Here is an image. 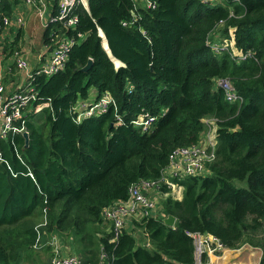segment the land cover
I'll return each instance as SVG.
<instances>
[{
	"label": "trees",
	"instance_id": "obj_1",
	"mask_svg": "<svg viewBox=\"0 0 264 264\" xmlns=\"http://www.w3.org/2000/svg\"><path fill=\"white\" fill-rule=\"evenodd\" d=\"M19 1L1 0L0 11L12 14ZM154 1L88 0V8L76 5L74 25L45 28L51 48L58 35L75 42L63 68L35 76L29 144L21 132L0 138V264H52L50 245L35 244L53 233L81 264H195L193 232L214 234L230 248L261 247L264 264V0ZM230 28L236 46L252 52L247 58L207 43L213 30L223 37ZM216 77L229 78L242 100L229 101ZM91 86L97 99L109 92L113 101L78 121L73 108ZM148 115L157 117L151 130L133 124ZM208 116L219 125L209 172L173 177L183 197L160 200L175 224L149 215L134 219L146 243L127 229L113 239L103 208L128 198L134 182L161 178L174 148L201 139ZM161 188L169 190L165 182Z\"/></svg>",
	"mask_w": 264,
	"mask_h": 264
},
{
	"label": "built area",
	"instance_id": "obj_2",
	"mask_svg": "<svg viewBox=\"0 0 264 264\" xmlns=\"http://www.w3.org/2000/svg\"><path fill=\"white\" fill-rule=\"evenodd\" d=\"M1 1V0H0ZM34 6L36 12L43 20L47 27L50 23H61L63 26L74 25L78 20L76 5L82 3L88 8V0H57L56 4H52L51 0H22ZM141 1V0H137ZM135 0V2H137ZM147 6H155L154 0H146ZM213 2L215 0H204ZM222 2V0H218ZM217 3V2H214ZM51 6V7H50ZM55 10V12H54ZM46 13L49 16L46 18ZM13 14V13H12ZM12 14L0 11V63L4 58V40L5 31L14 23L23 25L25 19L21 15L13 16ZM137 16L134 12L133 20ZM224 20L221 19L217 26L222 25ZM125 24L127 22H124ZM215 31V30H213ZM212 31L211 37L207 39V43L215 51H229L237 60L247 58L252 54L251 51H244L236 46L234 28H230L229 36H219L218 33ZM56 31L53 30L52 33ZM216 32V31H215ZM146 34V31L143 30ZM58 39L52 37L54 45L51 48L50 55L46 58V62L40 63L38 66H31L28 60L21 55L20 50H16L15 65L18 69L24 70L26 73V83L21 88L4 94V87L0 82V138H6L10 132L28 131L27 116L29 114L32 103L38 98V91L34 84L36 74L46 73L51 74L63 68L69 57V52L75 42V38L66 35H58ZM225 92V96L229 101L242 100V95L235 89L231 80L227 77H216ZM113 101L112 95L109 92H104L97 102L89 104L86 101H81L74 106L73 111L76 113L78 121L82 118L98 114L105 111L110 102ZM100 109V111H98ZM157 117L148 115L145 118L132 120L133 124L139 126L144 131H149ZM207 130L202 135L201 139L190 145H183L174 148L170 154V160L167 166L163 169L161 178L158 180L142 179L134 182L129 188V196L126 199H118L106 205L102 210V217L106 221L112 222L115 231V239L126 227L129 218L141 220L149 215H158L155 212L160 200L155 193L158 190L162 196L172 195L174 198L181 199L180 194L184 189V185L173 180V177H182L186 175H202L209 172L208 165L217 157L218 145V121L215 117H206ZM165 182L169 186V190L164 191L161 188V183ZM165 216L166 214H160ZM47 220H43L41 226H46ZM147 234V233H146ZM193 237L197 247L202 253H214L223 250L226 246L224 243L211 233L193 232ZM60 236L57 233L51 234L44 243L38 240L35 244L40 248L47 244L51 246L52 264H81V258L70 251L67 254L63 253ZM196 263V262H195ZM200 264H208V261Z\"/></svg>",
	"mask_w": 264,
	"mask_h": 264
},
{
	"label": "crops",
	"instance_id": "obj_3",
	"mask_svg": "<svg viewBox=\"0 0 264 264\" xmlns=\"http://www.w3.org/2000/svg\"><path fill=\"white\" fill-rule=\"evenodd\" d=\"M56 1L57 0H51V6L54 2V4H56ZM33 10L34 13H32L31 16L30 14L27 16L23 25L16 23L14 24L15 26L19 27L16 32L14 30L15 27L12 25L5 31V47L3 49L4 58L0 63V82L4 87V94L13 92L24 86L26 83L25 71L18 69L15 65H13V62H10L9 60L4 61L6 58H11V54H13V50L15 48L20 50L21 55L28 60L31 66H38L41 61L45 59L44 54L46 53V57L51 53L50 45L43 39V33L46 26L36 12L35 8ZM155 193L159 197V200L165 197L162 196L158 190H155ZM183 194L184 189L182 190L180 197H183ZM159 205L161 206V202ZM164 213L165 211L162 208V213L159 212L158 214ZM165 216H167V214ZM128 221L134 225L133 227L137 226L134 219L129 218L126 223V227L129 226ZM144 233L146 235L145 231ZM60 241L62 244L63 253H69V245H67L65 240L62 238H60ZM262 253L263 250L261 247L244 243L237 248L225 247L223 250H219L214 253H208L207 255L209 264H259Z\"/></svg>",
	"mask_w": 264,
	"mask_h": 264
},
{
	"label": "rangeland",
	"instance_id": "obj_4",
	"mask_svg": "<svg viewBox=\"0 0 264 264\" xmlns=\"http://www.w3.org/2000/svg\"><path fill=\"white\" fill-rule=\"evenodd\" d=\"M142 6H147V1L146 0H141L140 1ZM213 2H219L218 0H215ZM33 7V8H32ZM34 6L31 5V4H28L24 1H19L17 3H14L13 5V16H17V15H21L24 17V19L27 18V16L30 14V16L32 15V13H34ZM33 10V11H32ZM49 16L48 13H46V18ZM15 24V23H14ZM13 24V26L15 27L14 30L15 32L18 30V26H15ZM85 36H83L82 38H84ZM9 40V38H8ZM38 49V48H37ZM46 54V53H45ZM45 54H44V60H46V58L48 57V55L45 57ZM15 59H16V54H11V58H6L4 61L6 60H9L10 62H13V65H15ZM41 61V63H44L46 61ZM121 63L117 62L116 65L119 66ZM16 66V65H15ZM214 86L217 88L219 86V82L217 80H214ZM97 94H98V90L95 86H91L89 88V92H88V96L87 97H80L78 99L79 103L81 101H86L88 102L89 104H94L95 102H97ZM82 103V102H81ZM98 111H100V109H98ZM207 174V172H206ZM237 184L239 185H243L242 182L240 181H237ZM159 198V197H158ZM156 213H162V205H158L157 209L155 210ZM41 218V217H40ZM43 224V220L42 219H39L37 221V225H42ZM128 225L126 227V229L131 232L135 238H136V241L138 244H142V243H146L147 242V236L145 235L144 233V230L139 227V226H136V227H133L134 225L131 224V222L128 221ZM71 253H75V252H71ZM202 255L203 253L200 251V248L197 247V251H196V263L195 264H200L201 262H205L202 258ZM208 264H209V261H208Z\"/></svg>",
	"mask_w": 264,
	"mask_h": 264
},
{
	"label": "water",
	"instance_id": "obj_5",
	"mask_svg": "<svg viewBox=\"0 0 264 264\" xmlns=\"http://www.w3.org/2000/svg\"><path fill=\"white\" fill-rule=\"evenodd\" d=\"M102 33L100 32L101 35H102ZM103 46L106 49V51L109 53V55L112 56V58H113L114 56L112 55L111 49H110V47L108 45V41H107V46H105V44H104V38H103ZM114 58H116V57H114ZM114 58H113V60L116 63V61H115ZM92 63H93V59L92 58H89L87 64L85 66H83L82 69L83 70H88L91 67ZM23 135L25 137V144L28 145L29 144V141H30L29 131H27V130L24 131L23 132ZM164 221H165L166 224H168L170 226H173L175 224V222H176V216L174 214H172V213H168L167 216L164 217Z\"/></svg>",
	"mask_w": 264,
	"mask_h": 264
},
{
	"label": "bare ground",
	"instance_id": "obj_6",
	"mask_svg": "<svg viewBox=\"0 0 264 264\" xmlns=\"http://www.w3.org/2000/svg\"><path fill=\"white\" fill-rule=\"evenodd\" d=\"M101 33H102V31H101ZM102 35H103V38H104V44H106V46H107V40H106V37H105V35H104V33H102ZM116 61V63H117V60H115ZM227 256V255H226Z\"/></svg>",
	"mask_w": 264,
	"mask_h": 264
}]
</instances>
